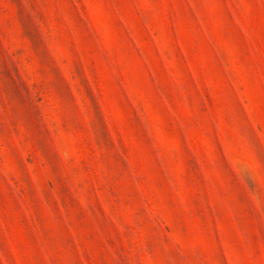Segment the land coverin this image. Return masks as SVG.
I'll use <instances>...</instances> for the list:
<instances>
[{"label": "rangeland", "instance_id": "374dc122", "mask_svg": "<svg viewBox=\"0 0 264 264\" xmlns=\"http://www.w3.org/2000/svg\"><path fill=\"white\" fill-rule=\"evenodd\" d=\"M0 264H264V0H0Z\"/></svg>", "mask_w": 264, "mask_h": 264}]
</instances>
